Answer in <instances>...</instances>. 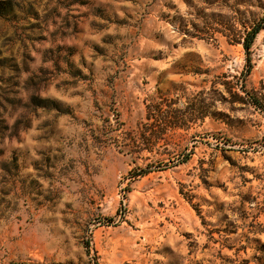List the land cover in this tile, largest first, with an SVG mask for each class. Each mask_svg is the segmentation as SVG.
I'll use <instances>...</instances> for the list:
<instances>
[{
  "label": "rangeland",
  "instance_id": "1",
  "mask_svg": "<svg viewBox=\"0 0 264 264\" xmlns=\"http://www.w3.org/2000/svg\"><path fill=\"white\" fill-rule=\"evenodd\" d=\"M263 19L0 0V264H264Z\"/></svg>",
  "mask_w": 264,
  "mask_h": 264
},
{
  "label": "trees",
  "instance_id": "2",
  "mask_svg": "<svg viewBox=\"0 0 264 264\" xmlns=\"http://www.w3.org/2000/svg\"><path fill=\"white\" fill-rule=\"evenodd\" d=\"M264 30V19L262 20V23L259 25H254L253 27H251V29L249 31H245L243 39L241 41V44L246 52V54L249 56V52L252 48V46L254 45L257 36L260 34V32ZM248 63H249V58H248ZM248 71H250L248 69ZM251 242H254L255 244L261 245V248H263V252H264V245H262L260 243L259 240L256 239H250ZM229 248V247H228ZM256 249L259 251L260 250V246H257Z\"/></svg>",
  "mask_w": 264,
  "mask_h": 264
}]
</instances>
